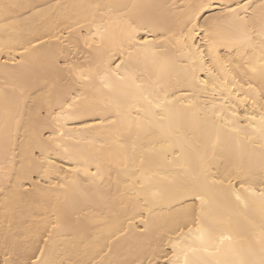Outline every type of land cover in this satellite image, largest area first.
I'll list each match as a JSON object with an SVG mask.
<instances>
[{"label":"snow or ice","instance_id":"6c2138e0","mask_svg":"<svg viewBox=\"0 0 264 264\" xmlns=\"http://www.w3.org/2000/svg\"><path fill=\"white\" fill-rule=\"evenodd\" d=\"M0 70V264H264V0H0Z\"/></svg>","mask_w":264,"mask_h":264},{"label":"bare ground","instance_id":"6f19581e","mask_svg":"<svg viewBox=\"0 0 264 264\" xmlns=\"http://www.w3.org/2000/svg\"><path fill=\"white\" fill-rule=\"evenodd\" d=\"M10 2H18V3H23V4H36L39 5L41 8H46L47 5L49 4H56V3H61V4H73V3H81L84 2V0H10ZM140 2L143 3H150V4H172V3H183L185 2V0H140ZM35 11V10H34ZM37 23H40L39 18L37 19V21H33L32 24L35 25ZM47 25L45 24L44 27H46ZM41 30H43V27L41 28ZM27 33V29L25 30ZM2 71V70H0ZM0 79H2V76H0ZM71 126V125H70ZM254 146L253 145H248L247 146V150H251ZM93 171H95V167L92 168ZM155 190V189H153ZM141 203H144V200L141 201ZM152 207H154V211L152 213V217H151V222H156L158 221V219L162 216V215H171V214H175L176 212L179 211L178 207H171L168 204H158V205H150ZM140 211L143 212V217H133V221L138 223L140 221L141 218L144 219H149V214H148V210L147 208H141ZM125 224L127 225V220H125ZM15 227V225H14ZM3 230V226L0 225V232H2ZM134 231H138V229H135ZM25 235H29L30 234H25ZM111 239V238H109ZM137 239V237H129L126 240H122L120 242V245H117V247L123 246V247H127L129 244L134 243V241ZM24 241L21 240L20 244L21 246H24Z\"/></svg>","mask_w":264,"mask_h":264}]
</instances>
